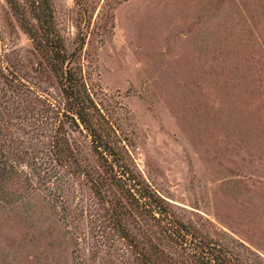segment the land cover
I'll return each mask as SVG.
<instances>
[{
    "label": "rangeland",
    "instance_id": "1",
    "mask_svg": "<svg viewBox=\"0 0 264 264\" xmlns=\"http://www.w3.org/2000/svg\"><path fill=\"white\" fill-rule=\"evenodd\" d=\"M49 3L119 179L85 129L55 143L60 75L0 0V264H264V0Z\"/></svg>",
    "mask_w": 264,
    "mask_h": 264
},
{
    "label": "trees",
    "instance_id": "2",
    "mask_svg": "<svg viewBox=\"0 0 264 264\" xmlns=\"http://www.w3.org/2000/svg\"><path fill=\"white\" fill-rule=\"evenodd\" d=\"M8 1L18 14L21 25L28 31L35 46L51 60L52 67L57 74L60 75L63 84V91L67 98V102L63 106V110H61L62 117L59 119L57 127L54 129L53 139L55 143H59L60 137L65 134L68 126L78 129L80 133L83 132L82 129H85L86 134L92 136L91 139L94 142L92 144L93 149L100 157L101 162L106 168L111 170L110 173L112 176L119 179V176H116V173L113 171L111 163H109L106 155H114L115 149L109 131L106 129L105 119L90 97L82 74L78 72L76 65L73 63V56L66 51L64 43L59 39L57 32L53 28L52 10L49 0H27L37 20V27H33L32 24L27 21L18 0ZM59 111L60 110L56 109V114H58ZM80 124L82 126H80ZM57 150L60 156L57 157L59 161L64 159L62 156L64 155L63 151H66V157L72 155L69 153L71 152L70 149L63 150V147H57ZM126 190L129 191L128 189ZM202 243L205 244H200L199 246L203 252L198 256L203 263L235 264L224 248L218 247L213 243L210 244L211 242L209 241H202Z\"/></svg>",
    "mask_w": 264,
    "mask_h": 264
}]
</instances>
